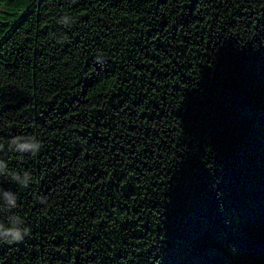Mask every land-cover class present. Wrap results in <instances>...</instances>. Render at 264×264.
Returning <instances> with one entry per match:
<instances>
[{
    "label": "trees",
    "instance_id": "16d2710c",
    "mask_svg": "<svg viewBox=\"0 0 264 264\" xmlns=\"http://www.w3.org/2000/svg\"><path fill=\"white\" fill-rule=\"evenodd\" d=\"M0 264H264V0H0Z\"/></svg>",
    "mask_w": 264,
    "mask_h": 264
},
{
    "label": "clouds",
    "instance_id": "9594fccd",
    "mask_svg": "<svg viewBox=\"0 0 264 264\" xmlns=\"http://www.w3.org/2000/svg\"><path fill=\"white\" fill-rule=\"evenodd\" d=\"M37 145V148H39V143L35 142ZM26 234V231H22V230H6L5 232V236L7 237V239H9L10 241H21L23 239V236Z\"/></svg>",
    "mask_w": 264,
    "mask_h": 264
}]
</instances>
